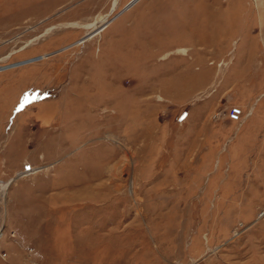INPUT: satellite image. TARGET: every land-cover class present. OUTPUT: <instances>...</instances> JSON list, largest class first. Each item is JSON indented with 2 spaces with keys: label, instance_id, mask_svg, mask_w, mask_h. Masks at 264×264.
<instances>
[{
  "label": "rangeland",
  "instance_id": "1",
  "mask_svg": "<svg viewBox=\"0 0 264 264\" xmlns=\"http://www.w3.org/2000/svg\"><path fill=\"white\" fill-rule=\"evenodd\" d=\"M132 1L0 0V264H264V0Z\"/></svg>",
  "mask_w": 264,
  "mask_h": 264
},
{
  "label": "bare ground",
  "instance_id": "2",
  "mask_svg": "<svg viewBox=\"0 0 264 264\" xmlns=\"http://www.w3.org/2000/svg\"><path fill=\"white\" fill-rule=\"evenodd\" d=\"M118 1L119 0H113V2H112V6H111V12H113V10H114V8L116 7V5H117V3H118ZM138 1V0H137ZM133 2H135V1H133ZM132 2V3H133ZM131 3V4H132ZM110 14H112V13H110ZM110 14H105V15H101V16H99V17H97V18H95V20L93 21V23H91V24H85V25H80L79 23H71V25H69L72 29H80V28H83V29H88V28H92V27H94V26H96V25H98V24H103V23H105V22H107V20H108V18H109V16H110ZM99 26V25H98ZM60 28V27H59ZM48 32V31H47ZM32 43V42H31ZM30 44V43H29ZM28 46V45H27ZM11 55H9V57H10ZM12 65H14V64H12ZM11 66V65H10ZM7 67V66H6ZM6 67H4V68H6ZM4 68H3V70H4ZM9 184V183H8ZM8 184H5V183H0V190H2V192L3 191H5L6 189H7V187H8ZM119 189V188H118ZM117 189V190H118Z\"/></svg>",
  "mask_w": 264,
  "mask_h": 264
},
{
  "label": "built area",
  "instance_id": "3",
  "mask_svg": "<svg viewBox=\"0 0 264 264\" xmlns=\"http://www.w3.org/2000/svg\"><path fill=\"white\" fill-rule=\"evenodd\" d=\"M229 120L240 123L242 118V110L240 108L234 107L229 112Z\"/></svg>",
  "mask_w": 264,
  "mask_h": 264
},
{
  "label": "water",
  "instance_id": "4",
  "mask_svg": "<svg viewBox=\"0 0 264 264\" xmlns=\"http://www.w3.org/2000/svg\"><path fill=\"white\" fill-rule=\"evenodd\" d=\"M133 2V1H132ZM131 2V3H132ZM137 2V0H135V2H133L132 4L130 3L129 5H127L126 7H125V9H129L131 6H133L135 3ZM39 59H41V57H38V58H34V59H31V60H27V61H23V62H19V63H16V64H14V65H9V66H7L6 68H4V70L5 69H8V68H11V67H16V66H21V65H23V64H27V63H32V62H34V61H37V60H39Z\"/></svg>",
  "mask_w": 264,
  "mask_h": 264
}]
</instances>
